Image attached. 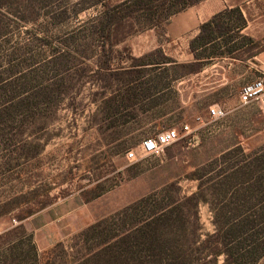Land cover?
<instances>
[{"label": "rangeland", "instance_id": "rangeland-1", "mask_svg": "<svg viewBox=\"0 0 264 264\" xmlns=\"http://www.w3.org/2000/svg\"><path fill=\"white\" fill-rule=\"evenodd\" d=\"M104 1L126 0H0V108L21 100L17 111L11 107L0 112V205L13 207L0 217L7 228L0 236L20 223L16 214L31 204L49 201L46 208L71 202L83 209L73 223L77 230L69 232L58 218L60 240L43 249L36 246L39 264L46 251L52 257L47 264H74L73 237L85 226L170 181L190 194L197 182L187 175L196 167L208 170L204 166L228 149L254 154L264 148V119L255 105L239 103L232 84L211 88L204 84L209 80L197 82L209 70L198 74V80L179 84L196 73L181 76L172 66L133 65L160 59L143 54L163 41L166 16L158 24L139 12L123 18L111 38L117 42L105 44L107 68L97 69L107 56L97 50L92 26ZM174 6L167 5L163 14ZM263 28L264 18L251 23L257 38L249 43L233 29L224 36L233 40L220 41L219 51L240 45L231 56L251 57L264 47ZM230 58L215 56L204 66L218 64L226 75L229 70L223 68L235 62ZM212 105L223 108L225 115L200 125L195 117H206ZM181 121L192 132L180 133L160 155L140 151L143 138L166 128L178 130ZM129 150L135 158L126 156ZM198 216L204 238L214 231L208 203H199ZM56 242L62 245L50 250ZM256 264H264V256Z\"/></svg>", "mask_w": 264, "mask_h": 264}, {"label": "trees", "instance_id": "trees-1", "mask_svg": "<svg viewBox=\"0 0 264 264\" xmlns=\"http://www.w3.org/2000/svg\"><path fill=\"white\" fill-rule=\"evenodd\" d=\"M199 1L126 0L116 4L104 1L92 26L97 37V50L107 56L103 64H96L97 69L107 68L105 63L109 64L110 54L106 52L105 44L112 46L117 42V39L111 38L114 30L123 24V18H131L139 12L158 24L162 16H166V20L170 15ZM167 5L175 6L163 14ZM244 24L245 19L237 7L223 9L201 23L198 33L189 41L193 54L191 61L176 62L164 55L160 48H154L143 55L158 56L160 59L151 58L133 65L169 64L175 73H182L181 76L197 73L205 65L204 61L212 57L236 58L231 55L240 45H229L226 50L219 51L222 47L220 41L225 44L233 40L232 35H227V38L224 36L233 29L239 32ZM244 38L248 43L252 40L247 35ZM19 91L22 90L13 93L11 98L16 97ZM20 103L21 100L17 99L13 104L3 105L0 112H6L11 107L17 111ZM216 163L218 167L213 166ZM204 167L208 170L196 167L187 175L197 182L196 190L190 194L182 193L178 183L170 181L82 228L73 237L72 262L256 264L264 256V148L254 154H241L239 148L228 149ZM213 169L215 171L212 172ZM200 202L208 203L213 213L214 231L204 238L200 236ZM7 204L0 205V217L12 210L13 207ZM47 204L49 201L45 200L40 204H31L16 214L20 223L0 236V264H39L42 256L37 252L32 234L26 232L22 220ZM60 245V242H56L50 250ZM46 253L43 252V264L49 263L52 258ZM219 256L223 257L220 263Z\"/></svg>", "mask_w": 264, "mask_h": 264}, {"label": "crops", "instance_id": "crops-1", "mask_svg": "<svg viewBox=\"0 0 264 264\" xmlns=\"http://www.w3.org/2000/svg\"><path fill=\"white\" fill-rule=\"evenodd\" d=\"M237 7L243 18L245 24L239 29V33L257 38L254 32L250 30L251 23L255 19L264 18V0H201L198 3L185 7L183 10L170 15L162 24L161 34L163 41H158L151 49L160 48L162 53L176 62H186L193 59V54L189 48V41L198 33L199 25L207 21L212 15L223 10ZM153 31V29H151ZM264 32V28L262 29ZM225 58V57H223ZM228 58V57H227ZM231 61L223 68V71H227L228 74L224 75L221 70L218 71V64H210L203 66V68L185 79L178 80L179 84L186 83L191 79L198 80V74L209 70L210 74L205 77L202 76L201 80L197 82L209 84L212 88L214 84L216 86L232 84L235 89L234 97L238 99V93L240 88L254 80L260 73H264V47L253 52V55L245 60H237L230 58ZM150 66V65H143ZM160 66H169V64H163ZM233 68V69H231ZM219 74V76H218ZM196 81H194L195 83ZM219 107L218 105H212ZM183 123L181 121L179 125ZM71 203V202H70ZM67 202L68 206L63 205L57 207H46L41 209L23 220V225L27 228L33 237V241L39 249H43L53 242L60 240L61 230H58V226L55 223L58 218H61L64 226L69 232L78 229L77 222L78 216L83 214V209L79 203ZM81 227V226H80ZM59 232V233H58ZM62 235V234H61Z\"/></svg>", "mask_w": 264, "mask_h": 264}, {"label": "built area", "instance_id": "built-area-1", "mask_svg": "<svg viewBox=\"0 0 264 264\" xmlns=\"http://www.w3.org/2000/svg\"><path fill=\"white\" fill-rule=\"evenodd\" d=\"M238 98L241 105H255L259 115L264 119V73H260L254 80L244 84L239 90ZM224 115L225 110L223 108L209 106L206 110V117L203 118L201 115H197L195 118L201 123L200 125H203L221 119ZM190 132H192V128L189 123L183 122L179 125L178 130L175 127L166 128L146 136L141 140L139 149L145 155H160L168 145L181 136L180 133L186 135ZM126 156L135 158L132 150L126 151ZM11 220L15 222L14 218ZM6 229L0 224V234Z\"/></svg>", "mask_w": 264, "mask_h": 264}]
</instances>
